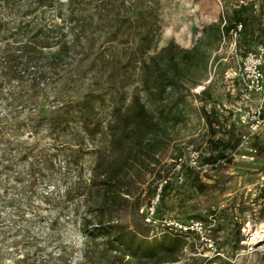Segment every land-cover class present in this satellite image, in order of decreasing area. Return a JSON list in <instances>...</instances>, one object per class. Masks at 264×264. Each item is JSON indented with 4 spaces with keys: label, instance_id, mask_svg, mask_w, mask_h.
<instances>
[{
    "label": "trees",
    "instance_id": "trees-1",
    "mask_svg": "<svg viewBox=\"0 0 264 264\" xmlns=\"http://www.w3.org/2000/svg\"><path fill=\"white\" fill-rule=\"evenodd\" d=\"M0 5L13 21L6 31L0 21V95L3 86L15 84L4 100L16 106L34 103L35 113L22 120H33L53 138L76 147L82 157L72 164L94 156L90 178L78 193L98 198L91 211L95 221L83 223L89 244L81 264L175 263L188 235L149 240V227L130 229L116 216L138 185L156 174L149 199L169 178L155 211L158 218L168 216L167 201L178 196L169 189L171 176L182 154L168 165L161 156L188 133L186 97L207 79L211 52L222 39L237 25H247L245 10L224 25L204 27L190 49L169 42L157 50L160 0H0ZM47 102L49 109L42 111ZM203 117L211 154L201 157V164L229 163L239 145L234 126L225 130L214 111H203ZM220 132L226 140L217 137ZM180 171L182 183L188 181L193 191L204 194L213 188L200 183L198 172Z\"/></svg>",
    "mask_w": 264,
    "mask_h": 264
},
{
    "label": "rangeland",
    "instance_id": "rangeland-1",
    "mask_svg": "<svg viewBox=\"0 0 264 264\" xmlns=\"http://www.w3.org/2000/svg\"><path fill=\"white\" fill-rule=\"evenodd\" d=\"M242 8L247 25L236 35L229 33L211 52L207 79L186 97L188 133L167 148L162 163L172 164L176 155L189 150L199 151L201 157L211 154L203 111H214L225 130L233 125L235 134L246 133L235 125L233 112L244 94L237 69L243 54L264 37V0H160L157 50L169 42L190 49L204 27L230 22ZM0 21L5 24L1 31L12 27V18L6 16L2 5ZM13 89L15 84H7L0 95V264H81L89 244L83 223L95 221L91 211L98 198L78 193L90 178L94 156H83L77 166L72 164L82 153L67 140L53 138L44 127H36L33 120H22L37 107L34 103L9 105L4 99ZM249 101L242 105L253 106L259 98L250 97ZM48 109L49 102L41 108ZM217 137L226 140L222 132ZM252 144L258 149L254 163L240 161L236 148L229 163L207 166L199 173L200 183L213 185L207 193L193 191L188 181L175 186V175L171 176L169 189L176 190L178 196L167 201L165 214L182 221L199 217L214 240L211 250L196 237L186 236L177 261L171 264H264V188L252 196L264 176V144ZM159 172L164 174L162 169ZM155 176H147L134 197L128 198V206L116 216L120 223L130 229L145 226L138 209L148 203L156 187ZM134 201L138 207L133 206ZM162 213L159 206L158 214ZM256 233L260 235L254 236ZM148 237L154 240L162 235L154 236L149 228Z\"/></svg>",
    "mask_w": 264,
    "mask_h": 264
},
{
    "label": "built area",
    "instance_id": "built-area-1",
    "mask_svg": "<svg viewBox=\"0 0 264 264\" xmlns=\"http://www.w3.org/2000/svg\"><path fill=\"white\" fill-rule=\"evenodd\" d=\"M241 25H237L235 35L241 31ZM237 74L243 85L244 94L241 103L233 108L236 116L235 125L246 130V133L239 135L237 156L240 161L254 163L258 156V149L252 144L257 142L264 144V38L252 49L246 51L240 59ZM241 97V98H242ZM250 97H258V103L253 106L242 105L248 102ZM251 101H249L250 103ZM252 141V142H251ZM234 153H232V156ZM186 167L194 172L201 173L207 166L201 164V155L197 150H189L176 159L175 182L181 184L183 181L181 168ZM210 167V166H209ZM170 180L169 178L167 181ZM167 181L159 184L156 194L149 199L148 203L138 210L143 223L150 228L154 236L163 234L188 235L198 239L208 249L214 250V240L210 236V228L201 220L191 219L182 221L170 216L158 218L155 215L156 206L159 201L161 186ZM264 188V176L256 183V190H253V198ZM248 192H251L249 189Z\"/></svg>",
    "mask_w": 264,
    "mask_h": 264
},
{
    "label": "bare ground",
    "instance_id": "bare-ground-1",
    "mask_svg": "<svg viewBox=\"0 0 264 264\" xmlns=\"http://www.w3.org/2000/svg\"><path fill=\"white\" fill-rule=\"evenodd\" d=\"M262 227H260V229H261ZM257 232V231H256ZM260 235V233H256V234H254V236H259ZM254 239V238H253ZM251 240H252V238H251Z\"/></svg>",
    "mask_w": 264,
    "mask_h": 264
},
{
    "label": "crops",
    "instance_id": "crops-1",
    "mask_svg": "<svg viewBox=\"0 0 264 264\" xmlns=\"http://www.w3.org/2000/svg\"><path fill=\"white\" fill-rule=\"evenodd\" d=\"M263 38H264V37H263ZM263 38H262L258 43H260V42L263 40ZM258 43H257V44H258ZM257 44H256V45H257ZM256 45H255V46H256ZM255 46H254V47H255ZM252 48H253V47H252ZM252 48H251V49H252Z\"/></svg>",
    "mask_w": 264,
    "mask_h": 264
}]
</instances>
